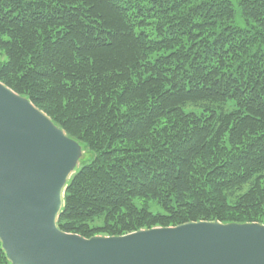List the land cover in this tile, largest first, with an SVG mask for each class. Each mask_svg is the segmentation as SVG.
Segmentation results:
<instances>
[{"label":"trees","instance_id":"1","mask_svg":"<svg viewBox=\"0 0 264 264\" xmlns=\"http://www.w3.org/2000/svg\"><path fill=\"white\" fill-rule=\"evenodd\" d=\"M235 2L0 0V82L94 155L62 232L264 225V0Z\"/></svg>","mask_w":264,"mask_h":264},{"label":"water","instance_id":"2","mask_svg":"<svg viewBox=\"0 0 264 264\" xmlns=\"http://www.w3.org/2000/svg\"><path fill=\"white\" fill-rule=\"evenodd\" d=\"M82 146L0 82V243L10 264H264V225L190 222L86 239L58 220Z\"/></svg>","mask_w":264,"mask_h":264},{"label":"rangeland","instance_id":"3","mask_svg":"<svg viewBox=\"0 0 264 264\" xmlns=\"http://www.w3.org/2000/svg\"><path fill=\"white\" fill-rule=\"evenodd\" d=\"M232 2H234V4H236V2H235V0H231ZM239 21V20H238ZM239 23H240V21H239ZM3 60V58L2 57H0V62ZM5 60V59H4ZM193 107H191V109H192ZM40 110V109H39ZM41 111V110H40ZM41 112H43V111H41ZM44 114H45V112H43ZM47 117H49L47 114H45ZM50 118V117H49ZM51 119V118H50ZM54 123V122H53ZM55 124V123H54ZM68 136V135H67ZM69 137V136H68ZM71 138V137H70ZM73 139V138H72ZM74 140V139H73ZM81 146H82V154H81V157L79 158V163H78V170L80 169V168H82L84 165H86V164H88V163H90L91 161H92V159H93V157H94V155L84 146V145H82L81 143H79ZM77 170V171H78ZM77 171H76V173H77ZM72 179V178H71ZM140 204V203H139ZM141 205V204H140ZM151 210H153V211H155V212H158V211H160V209H157V207L156 206H152L151 207ZM154 212V213H155ZM200 222V221H199ZM214 222H218V221H214ZM98 225L99 224H101L100 223V221H97L96 222ZM219 223H221V222H219ZM221 224H224V225H226V224H238V223H221ZM251 224V223H250ZM154 228H162V227H153L152 229H154ZM169 228H171V227H169ZM144 230H146V229H144ZM150 230V229H149ZM128 235V234H127ZM94 237H110V236H107V235H101V234H99V235H94ZM115 237V236H114ZM93 238V237H92ZM87 239V238H86ZM91 239V238H90Z\"/></svg>","mask_w":264,"mask_h":264}]
</instances>
